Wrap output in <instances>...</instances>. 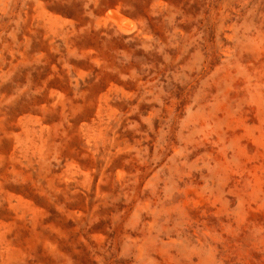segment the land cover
I'll return each mask as SVG.
<instances>
[{
  "label": "rangeland",
  "instance_id": "374dc122",
  "mask_svg": "<svg viewBox=\"0 0 264 264\" xmlns=\"http://www.w3.org/2000/svg\"><path fill=\"white\" fill-rule=\"evenodd\" d=\"M0 264H264V0H0Z\"/></svg>",
  "mask_w": 264,
  "mask_h": 264
},
{
  "label": "bare ground",
  "instance_id": "6f19581e",
  "mask_svg": "<svg viewBox=\"0 0 264 264\" xmlns=\"http://www.w3.org/2000/svg\"><path fill=\"white\" fill-rule=\"evenodd\" d=\"M124 18H125V17H124ZM121 20H123V18H121ZM121 20H120V21H121ZM125 21H126V20H125ZM130 21H131V20H130ZM102 123H103V122H102ZM89 127H90V126H89ZM90 131H91V130H90ZM91 134H92V133H91ZM89 135H90V134H89ZM93 135H94V133H93ZM95 137H96V136H95ZM95 137H94V138H95ZM26 140H27V139H26ZM71 176H72V174H71ZM86 176H87V175H86ZM4 227H5V226H4ZM7 227H8V226H7ZM6 258H7V257H6Z\"/></svg>",
  "mask_w": 264,
  "mask_h": 264
}]
</instances>
